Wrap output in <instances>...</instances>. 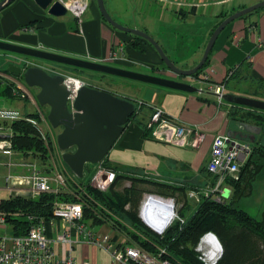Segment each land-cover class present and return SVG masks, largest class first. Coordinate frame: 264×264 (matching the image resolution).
Wrapping results in <instances>:
<instances>
[{
    "label": "crops",
    "instance_id": "1",
    "mask_svg": "<svg viewBox=\"0 0 264 264\" xmlns=\"http://www.w3.org/2000/svg\"><path fill=\"white\" fill-rule=\"evenodd\" d=\"M87 1L88 6L78 18L71 10L63 16H54L35 0H14L0 10V39L141 72L181 78L167 67L147 39L114 27L103 17L97 0ZM104 1L113 18L118 16L122 19L118 21L125 26L148 32L177 66L187 69L201 60L212 32L223 19L260 0ZM11 56V53L0 51V70L7 69ZM208 58L203 70L213 69L209 81L201 78L202 72L195 80L189 76L184 78L198 88L194 92L129 81L131 93L122 96L144 108L143 113L140 119L125 127L101 162L120 173H145L157 182L156 186L185 187V190L167 193L166 197L182 198L195 208L207 186L215 180L207 168L214 137L230 134L238 139L236 135L241 120L235 113L248 108L235 106L226 99L220 102L211 86L224 83L225 93L264 99V7L228 24ZM231 79H234V90H227ZM239 80L250 83L246 90ZM156 107L183 124L204 129L207 133L204 142L193 148L155 137L147 123ZM58 129L56 132L59 134L62 128ZM0 167L7 168L6 177L10 173L9 166L2 158ZM231 188L230 195L233 193ZM159 219L162 225L165 224ZM85 222L98 236L108 235L112 248L120 243L129 244L128 236L111 223H95L93 218L86 216ZM44 226L46 233L56 239L64 230L65 223L50 217L44 220ZM13 231L8 222L0 225V237ZM71 233L74 240L71 254L78 262L89 259L92 264H119L113 258L112 248L109 250L91 243L77 230ZM54 246L56 257L66 254L68 247L65 244L56 241Z\"/></svg>",
    "mask_w": 264,
    "mask_h": 264
},
{
    "label": "built area",
    "instance_id": "2",
    "mask_svg": "<svg viewBox=\"0 0 264 264\" xmlns=\"http://www.w3.org/2000/svg\"><path fill=\"white\" fill-rule=\"evenodd\" d=\"M61 1L78 18L81 17L88 6L87 0ZM12 59H17L16 61L12 60V63L22 66L23 70L33 65H40L23 56L13 57ZM40 66L47 69L44 65ZM47 71L51 74H62L64 76V81L70 89L68 100L70 105L73 104L77 91L84 85H90L85 79L65 73L55 66L50 67ZM212 71L213 69L203 70L201 78L209 81ZM0 77H3L2 73H0ZM20 78L16 76L12 78V80H18L17 85L13 88V95L20 99L29 98L37 106L39 118L35 114L24 113L17 108L6 107L0 104V155H10L11 159H16L13 162L7 163L9 167L11 165H20V171L27 168L30 170V172L27 171L25 174L8 173L5 177L6 189L9 190L11 196L24 195L32 197H37L42 193L59 194L61 191L73 189L75 193H80L81 197L73 200L58 199L54 202L52 218L61 219L65 223L64 230L58 234L56 239L51 238L46 233L44 226L45 219L35 215L29 217L31 223L26 233L20 235L12 233L0 237V264H92L89 259L78 262L72 256L71 249L74 240L71 232L77 230L78 233L84 235L91 243L110 250L113 244L111 238L108 235L104 237L98 236L86 224V208L97 214L99 218L105 220V217L98 209H94L91 203L93 199L84 190L86 188L84 181L79 182L85 187L81 185H79L80 188L73 187L77 175L74 172L72 174L71 169L63 159L65 151L59 146L58 132L51 125L48 115L41 109L35 95ZM225 87L224 83L213 84L211 86L220 102L224 101ZM21 121L32 124L36 129L45 153L44 162L40 163L39 155L35 149H15L13 142L15 130L13 124ZM147 128L152 130L155 137L184 147H199L207 135L206 131L201 127L183 124L167 115L159 107H156L154 110L147 123ZM252 151L253 143L250 141H240L230 134H217L213 139L211 157L207 165L208 171L216 177V181L215 184L211 183L207 186L204 195L222 201L226 189H230L231 187L228 179L235 181L240 179L242 166ZM116 177L117 172L114 169L98 166L92 180L87 182L93 188L105 192L113 185ZM150 199L151 197L144 201L141 207V214L145 223L155 230V232L161 234L165 230L160 232L150 222L152 217H156L158 211L173 213L170 223L175 219H180L184 222L179 212H176L175 198L167 201L158 200L157 205L154 204L156 212L150 210L152 209L149 205L151 203ZM105 221L114 226L112 221ZM6 222L5 214L0 213V225L6 224ZM114 227L123 231L116 226ZM211 234L212 232L206 233L197 246V251L200 252L199 257L205 264H216L221 257L220 255L211 259L207 255L209 245L205 243V238ZM56 241L68 247L64 256L56 257L54 246ZM111 253L114 260L119 264H172L163 256L166 253L165 248H161L160 252L156 254L144 249L140 245L130 244L129 242V244L120 243L117 247H113Z\"/></svg>",
    "mask_w": 264,
    "mask_h": 264
},
{
    "label": "water",
    "instance_id": "3",
    "mask_svg": "<svg viewBox=\"0 0 264 264\" xmlns=\"http://www.w3.org/2000/svg\"><path fill=\"white\" fill-rule=\"evenodd\" d=\"M13 1L0 0V10ZM35 2L54 16H63L69 11L61 0H35ZM97 2L103 17L111 25L147 39L157 49L167 67L180 76H193L205 66L218 37L228 24L237 18L264 7V0H261L223 19L212 32L201 60L194 67L186 69L177 66L166 54L159 42L148 32L119 23L108 11L104 0H97ZM0 49L22 56L40 58L166 88L188 92L198 90L194 84L183 80L2 39H0ZM7 71L16 77H22L23 82L29 88L37 89L35 94L37 102L40 105H48L50 107L48 119L51 125L54 128H62V131L58 134V143L60 148L65 151L63 159L78 177L84 176L86 164H96L104 160L123 133L129 117L136 111V103L132 99L91 85L82 86L77 91L73 104L70 105L68 101L70 89L64 81V76L62 74H51L40 65H33L23 70L22 66L12 63L7 67ZM224 99L234 104L264 111V99L235 93H225ZM261 130L262 127L260 125L241 121L236 137L240 141L255 142ZM230 192L231 190L227 188L224 197L228 198ZM158 214H161L160 211H158ZM164 217L166 218L167 216ZM170 221L171 219L166 220L160 232L167 228ZM211 235L219 242L222 256V243L215 233L212 232Z\"/></svg>",
    "mask_w": 264,
    "mask_h": 264
},
{
    "label": "trees",
    "instance_id": "4",
    "mask_svg": "<svg viewBox=\"0 0 264 264\" xmlns=\"http://www.w3.org/2000/svg\"><path fill=\"white\" fill-rule=\"evenodd\" d=\"M255 11L242 17H246ZM208 61L209 58L206 64ZM204 67L195 75L202 72ZM5 72L8 71L5 70ZM20 79L24 81L22 77ZM3 85L2 94L11 98L15 97L13 95V82H6L0 77V86ZM235 106L242 108V105L235 104ZM247 110H249V107L244 111L246 114L242 119L255 117L261 119V121L264 120V111L252 108L250 110L253 112ZM236 112L238 113V111ZM13 127L15 130L14 147L21 148V150H30L35 149V145H39L40 140L32 124L21 121L14 123ZM253 143L254 150L243 164L241 175L253 164L255 150L256 154L264 152L263 144H259L257 141ZM123 177L126 178L123 173H120L116 177L115 183L105 192L87 184L86 193L93 199L91 203L94 209H98L105 220L112 221L114 226L119 229L127 230L125 224L121 223L119 219L128 216L133 221V226L147 237L146 240L141 241L144 249L158 254L161 248H165L166 253L163 256L172 264H205L198 256L199 252L196 247L206 233L213 232L223 245V254L216 264H264V212L260 218H257L247 210L237 208L235 204L229 203L226 197L219 201L211 196L204 195L184 222L175 219L162 234H159L151 231L148 225L138 216V211L125 209L127 204L133 205L136 202L134 199L140 195L141 190L134 185V182H136L134 179L130 187L121 191L117 190L115 188L117 180L119 181ZM215 181L216 177L212 183L215 184ZM236 182L228 179L231 186ZM154 184H157V182H154ZM163 186L171 188L172 191L186 189L174 185ZM58 199H63L61 194L42 193L37 197L9 196L0 200V213L5 214L6 221L14 228L13 234L20 235L27 232L31 223L30 216L35 215L44 219L52 217L54 202ZM85 215L93 218L95 223L106 222L88 208H86ZM127 231L130 233L129 230ZM134 236L137 239L140 238L137 234Z\"/></svg>",
    "mask_w": 264,
    "mask_h": 264
},
{
    "label": "rangeland",
    "instance_id": "5",
    "mask_svg": "<svg viewBox=\"0 0 264 264\" xmlns=\"http://www.w3.org/2000/svg\"><path fill=\"white\" fill-rule=\"evenodd\" d=\"M68 15H70V14L68 13ZM115 17H116L117 21L122 20L118 16H115ZM0 51L1 52H7V51L1 50V49H0ZM8 53H10V52H8ZM11 54L15 58H17L18 56H22L20 54H15V53H11ZM23 57H25L26 59L27 58L31 59L34 63L44 65V66H46L47 69H49L52 66L58 67V68H60V70L64 71L65 73L72 74L73 76H77L79 78L85 79L90 85H93L97 88H101L104 90H109V91H111V92H113L119 96H122L123 94H127V92L131 93V90H130V87L128 86L129 85L128 83H130L129 81H135V80H131L128 78L121 77V76L101 73V72L92 71V70H88V69L76 68V67H72V66H68V65H64V64L44 60V59H40V58L27 57V56H23ZM12 58L10 59L11 60L10 64L13 62L12 60H14V61L17 60V59H12ZM180 63H181V61H180ZM5 70H7V69H5ZM5 70H0V73H2V75H3L2 79L5 80L6 82H13L14 87H15L18 83V80L17 81L12 80L14 75L9 73V72H5ZM200 73L198 75H193V76H189V77H191L193 80H195V79L199 78ZM181 77H187V76H181ZM19 81H20V79H19ZM233 82H234V79H231L230 82L228 83L227 90L234 88ZM240 84L243 85V87H245V88H243V90H246L250 83L249 82L244 83V82L240 81ZM3 87H4V85L0 86V104L1 105H5L6 107H11V108H17L24 113L35 114V116L37 118H39L38 109H37L36 105L32 104V102L29 98L23 99L21 101L20 100H14L13 101L12 99L9 100L8 97L1 94L3 92ZM30 90L34 95L37 93V89L30 88ZM40 106H41V109L46 113V115H48V113L50 111V107L48 105H40ZM250 109L251 108H249V110H247V111L253 112ZM143 110H144V108H142L141 106H139L137 104L136 105V111L134 112L133 116L131 115L129 117L130 120L128 119V123L126 124V126L130 122H133L134 120L136 121V120L140 119V117L143 113ZM237 114L240 116L239 121L241 120L242 122L243 121L250 122V123H253L256 125H260L262 127L261 132L256 137V141L259 142V144L261 143L264 145V120L261 121V119H259V118L256 119L255 117H249V118L246 117L247 119L244 120L242 118H243L244 114H246V113L241 112V110H238ZM55 129H56V131L59 130L58 128H55ZM35 147H36L35 151L39 155L38 157H39L40 163L44 162L45 153H44V149L42 147L41 141H40L39 145H35ZM15 149H21V148L15 147ZM33 154H35V152H33ZM9 156L10 155H0V158H2V160L4 159L6 164L16 160L15 158L11 159ZM253 159H254L253 164H251L249 166V168L246 169L245 172H243V174L240 176V179L237 180V182L231 186L233 193L230 196H228L227 200L229 203L235 204L237 206V208L247 210L254 217L260 218L264 212V152L262 154H258V153L256 154V150H255V153L253 155ZM98 166L106 167L101 162L96 163V164H92V163L86 164L84 176L83 177L76 176L77 179L74 181L75 183L73 184V187L75 186V187L80 188L79 185H81L82 187H85L84 185L90 184L87 181L92 180V177L96 171V167H98ZM20 168H21L20 165H17V166L11 165L9 167V171L13 174H16V173L25 174L27 171L30 172V170H28V168L21 170V171H20ZM70 171L73 174V171L72 170H70ZM6 172H7V168L0 167V200L3 198L9 197V195H10L9 190L4 188L6 186V181H5V177H4ZM116 172H117V176H118L120 174V172L117 170H116ZM123 175H125L126 178L123 177L119 181L117 180L115 188L117 190L121 191L124 188L130 187L133 183V179L136 180V182H134V185L137 186L141 190L140 195L134 199L136 202H134L133 205L127 204L125 209L132 210V211H135V210L138 211L137 212L138 216L141 218V220L144 223H145V221L142 218L141 207L147 198L151 197V199H150L151 201H158V200L167 201V200L171 199V198L169 199L168 197H166L167 196L166 194L171 193L172 189L165 187L163 185L156 186L153 182L154 180H152V178L149 175H146L145 173H141V172H139V173H123ZM79 181H84V185L81 184V182H79ZM72 182H73V180H72ZM84 190L87 191L86 188ZM174 192L175 191H173V193ZM59 194H61V196L63 197L64 200H73L75 198L81 197V194L75 193L73 189H70L67 191H65V190L61 191V193H59ZM185 197H186V195H185ZM183 202H184V205L181 207L180 204ZM194 208H195V205H191L190 202L188 205H186V200H184L182 198L180 200H176V212H179L180 217L183 218L184 221L187 219V216L191 215V213L194 211ZM119 220L121 221V223L125 224V226L127 227V230L130 231V233H129L127 230L124 231L122 229L123 233H125L128 236V240H129L130 244H137V245L142 246L143 244L141 243V241L146 240L147 237L144 234H142L141 231H139L138 229H136L133 226L134 225L133 221L130 218H128V216L123 217L122 219H119ZM154 222H155L154 224L156 226H154V225L153 226L156 229H158L159 227H162L164 225V224L163 225L161 224L158 215L155 217ZM171 223H169V225ZM149 228L151 229L152 232H155V230H153L151 227H149ZM135 234H137L140 238H138V239L135 238V236H134ZM209 249H211L210 246H209ZM196 250H197V247H196ZM199 255H200V252H199L198 256Z\"/></svg>",
    "mask_w": 264,
    "mask_h": 264
},
{
    "label": "bare ground",
    "instance_id": "6",
    "mask_svg": "<svg viewBox=\"0 0 264 264\" xmlns=\"http://www.w3.org/2000/svg\"><path fill=\"white\" fill-rule=\"evenodd\" d=\"M157 203H158L157 201H151V203H149L150 207H152V209H150L152 212H156L155 211L156 209L154 208V204L157 205ZM160 213L161 214H158V216L164 221V223H166V220L171 219V217L173 215V213H169V212L168 213L160 212ZM164 216H167V217L165 218ZM154 221H155V216L150 219V222L152 225L156 226L154 224L155 223ZM162 227H159L158 229L161 230ZM205 243L211 247V249H209V251L207 252L208 257L213 259V258H216L217 256L221 255V251H222L221 246H220L219 242L217 241V239L213 235L206 237Z\"/></svg>",
    "mask_w": 264,
    "mask_h": 264
},
{
    "label": "flooded vegetation",
    "instance_id": "7",
    "mask_svg": "<svg viewBox=\"0 0 264 264\" xmlns=\"http://www.w3.org/2000/svg\"><path fill=\"white\" fill-rule=\"evenodd\" d=\"M184 78H185V77H181L179 80H183V81H184ZM186 82H188V81H186ZM189 83H190V82H189Z\"/></svg>",
    "mask_w": 264,
    "mask_h": 264
}]
</instances>
